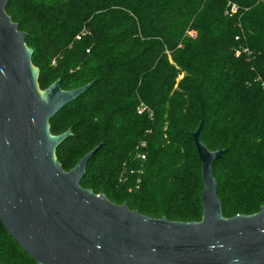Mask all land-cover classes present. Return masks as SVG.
I'll use <instances>...</instances> for the list:
<instances>
[{
    "label": "trees",
    "instance_id": "trees-1",
    "mask_svg": "<svg viewBox=\"0 0 264 264\" xmlns=\"http://www.w3.org/2000/svg\"><path fill=\"white\" fill-rule=\"evenodd\" d=\"M6 12L42 89L95 80L50 121L53 134L72 129L57 148L66 171L102 144L84 188L150 217L201 220L202 123L204 144L226 149L214 163L224 215L261 209L264 0H8ZM0 264H37L1 220Z\"/></svg>",
    "mask_w": 264,
    "mask_h": 264
},
{
    "label": "water",
    "instance_id": "water-1",
    "mask_svg": "<svg viewBox=\"0 0 264 264\" xmlns=\"http://www.w3.org/2000/svg\"><path fill=\"white\" fill-rule=\"evenodd\" d=\"M0 0V220L37 264H264V205L227 217L218 196L212 151L193 132L202 163V219L174 221L116 204L84 188L90 159L102 144L66 171L57 148L70 128L53 134L51 119L93 86L65 90L58 78L39 84L40 69L27 33Z\"/></svg>",
    "mask_w": 264,
    "mask_h": 264
},
{
    "label": "built area",
    "instance_id": "built-area-1",
    "mask_svg": "<svg viewBox=\"0 0 264 264\" xmlns=\"http://www.w3.org/2000/svg\"><path fill=\"white\" fill-rule=\"evenodd\" d=\"M78 39H81V37L80 36H78L77 37ZM140 111H142V109L140 108ZM146 158V155H143V159H145Z\"/></svg>",
    "mask_w": 264,
    "mask_h": 264
}]
</instances>
